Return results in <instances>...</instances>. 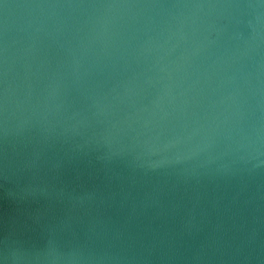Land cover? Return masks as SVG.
Returning a JSON list of instances; mask_svg holds the SVG:
<instances>
[{
	"label": "water",
	"instance_id": "1",
	"mask_svg": "<svg viewBox=\"0 0 264 264\" xmlns=\"http://www.w3.org/2000/svg\"><path fill=\"white\" fill-rule=\"evenodd\" d=\"M0 264H264V0H0Z\"/></svg>",
	"mask_w": 264,
	"mask_h": 264
}]
</instances>
